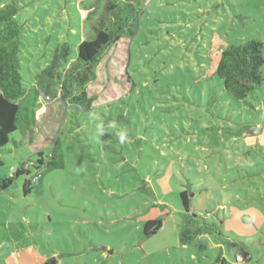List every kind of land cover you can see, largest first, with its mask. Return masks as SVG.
I'll return each instance as SVG.
<instances>
[{
    "label": "rangeland",
    "instance_id": "1",
    "mask_svg": "<svg viewBox=\"0 0 264 264\" xmlns=\"http://www.w3.org/2000/svg\"><path fill=\"white\" fill-rule=\"evenodd\" d=\"M107 2L21 0L22 72L39 108L14 136L21 144L0 153V177L45 164L27 195L26 176L0 187V264H218V253L241 264L240 252L264 264V85L240 100L216 74L225 47L264 45V0H119L131 33L78 81L68 72L78 45L113 28ZM65 45L70 55L39 84ZM82 92L97 96L90 112L68 102ZM184 189L228 237L181 247ZM149 219L163 224L147 236Z\"/></svg>",
    "mask_w": 264,
    "mask_h": 264
},
{
    "label": "trees",
    "instance_id": "2",
    "mask_svg": "<svg viewBox=\"0 0 264 264\" xmlns=\"http://www.w3.org/2000/svg\"><path fill=\"white\" fill-rule=\"evenodd\" d=\"M107 7L114 17L113 28L101 29L96 32L94 38L80 42L76 61L68 69L69 73L78 71V81H85L89 69L98 65L108 48L119 42L121 34L127 33L129 27L134 25L133 20L130 19L133 14L126 13L127 6L121 5L119 0H108ZM21 10V0H10L0 6V153L5 150L11 139L16 147L21 144L14 136L18 132L27 135L33 129L39 108L37 102L40 89L36 86L27 87L22 72L21 46L24 26L20 19ZM70 53L66 45L58 51L53 57L52 64L36 75L39 84H46L50 78H53L61 64V59L68 57ZM263 66V42L253 39L225 47L216 74L228 93L236 99L244 100L264 85ZM96 98V95L82 92L69 98L68 102L71 106H80L90 112ZM55 162L52 159L46 164L49 166ZM43 164L45 161L41 157L35 163L20 162L11 175L0 177V187L6 190L15 183L16 179L26 176L23 181V191L27 195L38 179V172L35 170H39ZM180 200L184 208L183 221L186 225V229L180 233L181 244L195 240L202 234L228 237L222 224L209 222L206 220V215L192 211V199L187 189L180 192ZM162 224L161 219H149L144 225L145 235L156 234ZM48 260L46 259V262ZM217 262L228 264L222 253H218ZM55 264H58L57 260Z\"/></svg>",
    "mask_w": 264,
    "mask_h": 264
},
{
    "label": "built area",
    "instance_id": "3",
    "mask_svg": "<svg viewBox=\"0 0 264 264\" xmlns=\"http://www.w3.org/2000/svg\"><path fill=\"white\" fill-rule=\"evenodd\" d=\"M48 99H50V95L47 96ZM252 255L251 253H239L235 256L236 262H240L244 264L247 260H251Z\"/></svg>",
    "mask_w": 264,
    "mask_h": 264
},
{
    "label": "crops",
    "instance_id": "4",
    "mask_svg": "<svg viewBox=\"0 0 264 264\" xmlns=\"http://www.w3.org/2000/svg\"><path fill=\"white\" fill-rule=\"evenodd\" d=\"M228 219L227 218H225V220H224V222L223 223H225L226 224V221H227ZM243 225V224H242ZM247 226V224H244L243 225V227H246ZM243 231H245V229H243ZM206 235H208V234H206ZM205 236V234H202L201 236H199V238H203ZM199 238H197V239H199ZM191 241H189V242H187V243H185V244H181V247H185V248H188L189 247V243H190ZM218 245V244H217ZM203 247V246H202ZM190 248V247H189ZM191 249V248H190ZM241 253V252H240ZM237 254H239V253H237ZM236 254V255H237ZM218 255V254H217ZM222 256L223 257H225L223 254H222ZM226 258V257H225ZM252 260V259H251ZM218 264H220L219 262H217ZM238 263H240V262H238ZM242 264V263H241Z\"/></svg>",
    "mask_w": 264,
    "mask_h": 264
},
{
    "label": "water",
    "instance_id": "5",
    "mask_svg": "<svg viewBox=\"0 0 264 264\" xmlns=\"http://www.w3.org/2000/svg\"><path fill=\"white\" fill-rule=\"evenodd\" d=\"M250 131H251L250 133L253 134V133L258 132V129L256 126H253ZM55 263H56V259L50 258L45 264H55Z\"/></svg>",
    "mask_w": 264,
    "mask_h": 264
}]
</instances>
